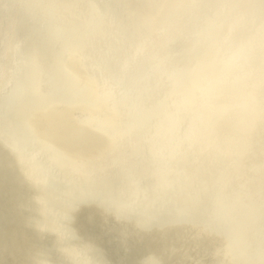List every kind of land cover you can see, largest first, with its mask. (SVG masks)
Listing matches in <instances>:
<instances>
[{
	"label": "bare ground",
	"instance_id": "bare-ground-1",
	"mask_svg": "<svg viewBox=\"0 0 264 264\" xmlns=\"http://www.w3.org/2000/svg\"><path fill=\"white\" fill-rule=\"evenodd\" d=\"M178 2L187 0H111L107 12L99 0H0V62L10 63L8 75L0 63V264H47L31 262L37 243L53 264H86L69 243L87 247L89 236L98 264H157L165 248L179 257L165 264H256L264 168L244 175L249 160L256 168L264 161V139L249 141L247 122L264 117V99L249 108L244 67L260 51L264 64V6L251 8V18L249 7L239 8L217 29L208 12L187 16ZM177 40L188 52L164 54L162 45ZM146 44L154 47L148 60L137 61ZM212 49L217 54L201 62ZM106 55L108 69L125 57L156 63L141 83L146 90L115 101L96 61L103 65ZM180 103L189 106L187 127L171 124L182 119L172 113ZM203 182L219 191L210 198L197 190ZM165 189L168 198L157 200ZM156 200L175 204L168 215L179 209L173 220L187 219L190 230L175 221L152 226Z\"/></svg>",
	"mask_w": 264,
	"mask_h": 264
},
{
	"label": "water",
	"instance_id": "water-1",
	"mask_svg": "<svg viewBox=\"0 0 264 264\" xmlns=\"http://www.w3.org/2000/svg\"><path fill=\"white\" fill-rule=\"evenodd\" d=\"M110 1L111 0H99V8H101V3H102V5L106 4L107 5L106 11L108 12L110 10V8L108 7V4H110ZM184 1L186 2V0H184ZM221 1H223V3H224L222 6L220 5V2H218V0H207V1L206 0H187V2L185 3V5H183V2L182 3L178 2V4L181 5L179 7H180V9H182L181 10L182 13L184 15H187V16L193 15L195 17H197V16L200 17V16H204L206 14V12H208L207 15L208 14L210 15V17H209V19H210L209 23L210 24H213L215 26V28H217V29H221V28L223 29V28H225L226 27L225 26V24H226L225 22L227 20L231 19L230 14L231 13H235V12L238 13L239 12L238 11L239 8L241 10V8L243 9L245 7L244 10H247V7H249V9L247 10V12L249 14V18H251V15H250L251 8H255L256 5H263L264 6V0H260L259 3H257L258 0H248V1L247 0H221ZM231 1H232L233 5H232ZM229 2H230V6H226V4L229 3ZM205 3H207V6L204 7L205 10H202L201 11L199 5H204ZM95 4H98V3H96V0H92V3H91V0H90V5H92V7ZM172 5H174V2H172ZM177 7L178 6H176V8ZM262 10H263L262 12L264 13V7H263ZM73 11H74V13L75 12H78V11H75V9ZM0 18H1V14H0ZM252 21H253L252 22L253 26L259 27V25H262V23L259 22V19L258 18L254 19ZM248 25H249V23L247 24V26ZM169 37L174 38L173 36H169ZM91 38L92 39H90L86 43V45L84 46V49L87 50L88 47H90L92 45L90 43L96 37L91 36ZM179 41L180 40L171 41V42H167L166 41L165 44L162 45V49L165 48L164 49V54H167L168 52H173L171 54H172V56L175 57L176 55L179 56L181 54L183 55L185 52H188V51L181 52L187 46V43L186 44H184V43L179 44ZM256 43H258V42H256ZM96 44L100 45L102 43L96 42ZM96 44H94V45H96ZM114 44H118V47L119 48H121V47H123V46L126 45L125 43L123 44L122 42L114 43ZM239 44H240V42H239ZM152 48H154V47L151 44H146V47L144 49V53H142V54H136V60L137 61L148 60V58H149V55L148 54H149V52L151 51ZM129 49H131L130 46H129ZM235 51L236 50L232 51V53H234ZM216 52H213V49H212V50H209V51L203 53V55L201 56V62L203 61V63H205L208 60H210L211 58H213L214 55L217 54ZM262 52L263 51L254 53L253 54V57H255V58L257 57V59H255L251 63H247L245 65V67H244L246 69L245 72L248 73V75L250 76V77H248L246 79V82L248 83V86H244V87H249L250 88V95H249V97L252 98V104H249V108H252V109L254 107H256V106H257V108L259 106H261L262 104H261L260 101L264 99V64H262V58H263ZM82 54H83V52H82ZM3 57L5 59H2L3 61L0 62V63L2 64L3 68L5 69V72L8 75L9 74V70L8 69L10 67V63H9V60H8V57L9 56H3ZM110 57H111V55H106V56L103 57V60H102L103 61V65H102V62L100 60H97L96 59V61L99 63V67H101L100 68L101 69V74L106 79L109 80V83L108 84L110 86V89L114 90L113 91V94H114L113 96L116 99L115 101L120 100V98L125 93L130 92V91H133V90H137L138 88L139 89L141 88L144 91L146 90L145 87L141 83L144 82L147 79L149 73L152 71L151 67H153V66L151 64H156V63H149V62H147L146 64H142V65L140 64V62H137V61L136 62L127 63L126 57H125L123 59L124 62H122V64H120L118 61H114V62L111 63V66H112L111 69H108V68H106L105 63L107 62V60H110ZM94 65L95 64L93 63L92 66H94ZM113 67H117L121 71L119 72L118 70H114ZM155 73H156V70H155ZM7 75L6 74H3V76H2V79L1 80H3L2 81L3 84L7 80ZM122 79L125 80V81H123ZM116 80H117V82H116ZM149 82L150 81L147 80L146 81V84L150 85ZM106 85H107V83H106ZM41 87L44 88V84H42ZM102 87L104 89V86H102ZM100 91L101 90H99V92ZM105 91H107V90L105 89ZM3 92H4L3 93L4 97L5 96L7 97L8 95H6V94H9V93H6V91H4V90H3ZM148 92L149 91L147 89V93ZM141 95H143V92L141 93ZM135 97H136V93H135ZM10 108H12V104H10ZM186 108H187V106L184 103H180L179 106L176 109L173 108V111H172L173 115L176 114V113H180V115L177 117V119H181V118L182 119L180 121H174L171 124L183 123V125H185L183 118H184V116L188 117L187 115H189L188 114V108H189V106H188L187 109ZM183 111H186V112L183 113ZM10 113H11V111L9 112V116H10ZM199 115H201V114H199ZM247 122L248 123H251L252 122V125H249V128L248 129H251V131H253V133H252L253 138H250L249 141L251 139H253V140L259 139L257 137V135H259V134H261L262 137H263L262 139H264V117L261 118V119L258 118L255 121H252V119H250L248 117L247 118ZM4 124L5 125H9L6 122H4ZM155 124L156 123H154V122L151 123V127L153 125H155ZM8 129L11 130L12 129V126L9 127ZM3 137L4 138L5 137L6 138H9L6 134H4ZM248 142H247V144H248ZM261 143H263V145H264V142L263 141H261ZM29 147L30 146L27 145V148H28L27 150H29ZM258 147L261 148L260 144L258 145ZM9 149H11V151H13L15 153V155L19 158L21 165H23L22 162H21V161H23V159H22V157L20 158L17 155V151L16 150H12L13 148H10V147H9ZM257 155H259V154H257ZM236 156L237 157H240L241 154H238ZM263 157H264V155L262 154L261 160H262ZM261 162H263V163L260 164L256 168L254 166V164H252V160H249L247 162V169L245 170L246 174L244 175V177L246 175H249L250 170L252 171V170H257L258 168H262V167L264 168V161L262 160ZM243 164L244 163H241L240 166H243ZM231 168H232V166H231ZM223 171L224 172H228L226 169H224ZM237 172H238V170L234 168V174H237ZM203 176H205V175L203 173H201L198 177H196L195 181L198 178H202ZM159 178H160V175H159ZM23 181L25 182V184L27 186L30 187V185L24 179H23ZM160 183H162V182H161L160 179H158V181H157L156 184H160ZM212 188H210V186H207L206 185V182H203L202 184H200V186L197 188V190L199 191L201 189V191H203V192L206 191L207 194H209V197L212 198L216 194V192L219 191V190H215V189H212ZM166 191H167L166 189L163 190V191H160V194L158 195L157 200L160 199V198H163V197L168 198V196L166 194ZM185 192L186 191L179 190V191H177V193H175V195H178L179 197H182ZM203 192H200V194L201 195L203 194L205 196V194ZM152 193L154 194V190H152V192H150V194H152ZM157 200H156L157 205H156V207L154 209H151L149 207V209L152 211L151 220L155 223L152 226H154L155 228L156 227H159V226L161 228H165L164 227V224H168L170 222L175 221V220H173V218H175L179 214V213H177V211L179 209L175 210L174 212H172L171 214L168 215L169 211L173 209V206L175 204H172V202H170V201L167 202V203L160 204L161 202H158ZM212 202L213 203H218V202H221V201L219 200L218 197H216V199L214 201H212ZM73 209H76V207H72L71 211ZM181 213H182V211H181ZM175 222L177 223V227L178 226L182 227V228H179L178 229L180 232H184L183 228H185V229L186 228H189V230H190V228L192 227V225L189 224V222H188L187 219L186 220L185 219H182L181 221H175ZM86 224L87 225L89 224L88 218H86ZM42 227H43V225H41L39 227V233L41 234V237L43 235L42 234ZM186 231H188V229H186ZM178 238H180V236L179 237H173L171 239V242L173 240H177ZM90 239L93 241L95 239V237H90L89 236V241L87 242V245H88L87 247H83V246L77 245L76 242H75V240L74 239H71L70 241H73V242H70L69 243V247H70V250L76 252V254H75L76 257L79 256L80 258L83 259V261H87L86 264H98L100 261L97 258L96 254L95 253H92L90 251V244H89L90 243ZM52 243L58 244L55 241V239L52 241ZM31 246H33V244H31ZM31 246L28 245L29 249L32 248ZM33 248H34V250H32V253H31V262L33 260H35V261L38 260V261H40L39 263H42V261H44L47 264H53L52 262L48 261L49 260V254L47 252L43 254V252H42V245H40L39 243H37V245L35 247H33ZM152 249H153L152 247H149L148 246V251H147V254L148 255L151 253ZM143 250H144V248L142 250H140V251L142 252ZM176 259L179 260V257L178 256H175V258H173L171 256H168L167 253H166V248H165L164 251H163V253L158 252V260H159V262L157 264H165L167 262L175 261ZM182 264H189V261H187L185 263H182Z\"/></svg>",
	"mask_w": 264,
	"mask_h": 264
},
{
	"label": "flooded vegetation",
	"instance_id": "flooded-vegetation-1",
	"mask_svg": "<svg viewBox=\"0 0 264 264\" xmlns=\"http://www.w3.org/2000/svg\"><path fill=\"white\" fill-rule=\"evenodd\" d=\"M252 133H253V131H251V129H250V133H249V135L252 137ZM253 252V254L256 256L257 254H259L260 252H257V251H252ZM262 255H264V252H262L261 253ZM254 260L256 261V262H258L259 261V259L256 257V259L254 258ZM252 262H254V261H252ZM260 262V261H259ZM241 264H245V260L241 263Z\"/></svg>",
	"mask_w": 264,
	"mask_h": 264
},
{
	"label": "rangeland",
	"instance_id": "rangeland-1",
	"mask_svg": "<svg viewBox=\"0 0 264 264\" xmlns=\"http://www.w3.org/2000/svg\"><path fill=\"white\" fill-rule=\"evenodd\" d=\"M256 257H257V258L259 259V261H260V262H259V261H258V262L255 261L256 264H264V255H262L261 253H259V254H257V255L255 256V258H256Z\"/></svg>",
	"mask_w": 264,
	"mask_h": 264
},
{
	"label": "clouds",
	"instance_id": "clouds-1",
	"mask_svg": "<svg viewBox=\"0 0 264 264\" xmlns=\"http://www.w3.org/2000/svg\"><path fill=\"white\" fill-rule=\"evenodd\" d=\"M149 264H152V262H149Z\"/></svg>",
	"mask_w": 264,
	"mask_h": 264
}]
</instances>
